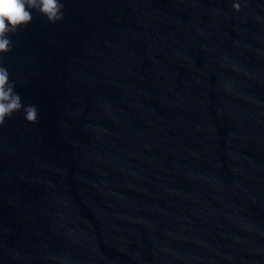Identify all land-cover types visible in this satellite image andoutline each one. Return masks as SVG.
<instances>
[{
    "label": "water",
    "instance_id": "95a60500",
    "mask_svg": "<svg viewBox=\"0 0 264 264\" xmlns=\"http://www.w3.org/2000/svg\"><path fill=\"white\" fill-rule=\"evenodd\" d=\"M63 2L4 55L0 264H264V0Z\"/></svg>",
    "mask_w": 264,
    "mask_h": 264
},
{
    "label": "clouds",
    "instance_id": "9594fccd",
    "mask_svg": "<svg viewBox=\"0 0 264 264\" xmlns=\"http://www.w3.org/2000/svg\"><path fill=\"white\" fill-rule=\"evenodd\" d=\"M233 8L239 12L240 3L234 2ZM33 10L52 24L65 18L63 0H0V127L5 124L6 119H11L21 110L29 124L39 122V109L34 104L25 106L22 103L21 96L15 91V81L10 79V73L4 66V55L13 49L10 34H15L32 22Z\"/></svg>",
    "mask_w": 264,
    "mask_h": 264
}]
</instances>
